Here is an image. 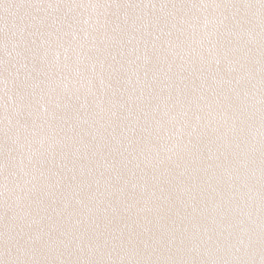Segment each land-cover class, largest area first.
Masks as SVG:
<instances>
[{
  "label": "snow or ice",
  "instance_id": "snow-or-ice-1",
  "mask_svg": "<svg viewBox=\"0 0 264 264\" xmlns=\"http://www.w3.org/2000/svg\"><path fill=\"white\" fill-rule=\"evenodd\" d=\"M0 264H264V0H0Z\"/></svg>",
  "mask_w": 264,
  "mask_h": 264
}]
</instances>
